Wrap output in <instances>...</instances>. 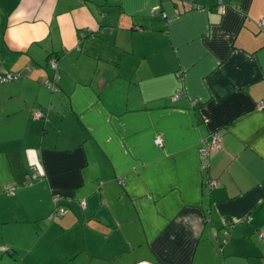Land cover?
<instances>
[{"label":"crops","instance_id":"0c3cea01","mask_svg":"<svg viewBox=\"0 0 264 264\" xmlns=\"http://www.w3.org/2000/svg\"><path fill=\"white\" fill-rule=\"evenodd\" d=\"M4 72L0 264H264V0H0Z\"/></svg>","mask_w":264,"mask_h":264},{"label":"built area","instance_id":"2783aa9c","mask_svg":"<svg viewBox=\"0 0 264 264\" xmlns=\"http://www.w3.org/2000/svg\"><path fill=\"white\" fill-rule=\"evenodd\" d=\"M156 11L157 10L154 9L153 13H155ZM162 17H164L163 14H162ZM262 22L263 21L261 20L260 25H262ZM49 65H50L51 69L55 68V63L52 59L49 61ZM10 78L12 80H16L17 76H9V75L6 77L3 76L0 78V83H5V81H8ZM256 107H257V109H264V100L260 101ZM32 117L34 119H38L41 117V113L38 110H35L32 113ZM219 142H220V138L217 135H211L208 139H204L203 141H201L200 148L198 150V160H199V167L202 171H206L209 168V155L213 150L218 148ZM154 144L159 145V141L157 139H155ZM30 170L32 173L31 179H33L37 172H36L34 167H31ZM30 183H31V181H28L26 183V185H29ZM117 183L121 184V180H118ZM215 184H216V182H213V181L208 182V185L210 187H213ZM3 190H5V192H9L10 190H12V187L4 186ZM80 207L84 208L83 202L80 203ZM61 212H62L61 210L58 211V213H61ZM258 237L264 242V232H259Z\"/></svg>","mask_w":264,"mask_h":264},{"label":"trees","instance_id":"16d2710c","mask_svg":"<svg viewBox=\"0 0 264 264\" xmlns=\"http://www.w3.org/2000/svg\"><path fill=\"white\" fill-rule=\"evenodd\" d=\"M53 60L54 61V63H55V59L54 58H48L47 59V64H48V67L50 68V65H49V61L50 60ZM50 70H52L53 71V74H52V77H51V79L49 80V81H47V82H45V83H43V85L47 88V89H49V90H56V85H55V83H56V79H57V76H56V74H55V72H56V64H55V68L54 69H51L50 68ZM17 76V79L16 80H12L11 78L8 80V81H5V83H0V85H2V84H6V83H10V82H14V81H17L18 79H19V74L18 73H15V72H4L3 74H1L0 75V78L1 77H3V76ZM35 111V110H34ZM33 111V112H34ZM39 111V110H38ZM32 112V113H33ZM40 113H41V117L40 118H38V119H43L44 118V116H45V113L44 112H42V111H39ZM33 118V117H32ZM213 135H216V134H213ZM219 137V136H218ZM209 138V137H208ZM207 138V139H208ZM200 148V147H199ZM199 150V149H198ZM199 161V160H198ZM208 170V169H207ZM206 170V171H207ZM205 171V172H206ZM30 173V172H29ZM30 175V177H29V180H27L26 182H24V184H23V186H31V185H33V184H35V182H37V180H38V175H37V173H36V175H35V177L33 178V179H31V176H32V173H30L29 174ZM28 181H31V183L29 184V185H26V183L28 182ZM209 182V181H208ZM207 185H208V183H207ZM210 187V186H209ZM3 188L4 187H0V193H4V194H6V195H9L10 194V192L13 190V188H12V190H10L9 192H5V190H3ZM211 188V187H210ZM51 200H52V202H53V204L54 205H56V202H57V200H56V197H52L51 198ZM59 210H61L62 212L61 213H58V211ZM61 214H63V210L62 209H60V208H58V206H54V208H53V211L51 212V215L49 216V218H52V217H55V216H59V215H61ZM225 239H223L222 241H220V243H219V247L221 246V244H225ZM1 250H5V248L4 247H1L0 248Z\"/></svg>","mask_w":264,"mask_h":264}]
</instances>
